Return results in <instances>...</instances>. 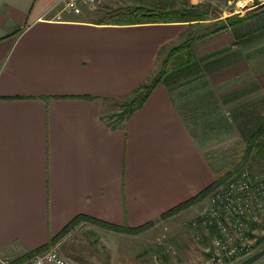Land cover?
Here are the masks:
<instances>
[{"label": "crops", "instance_id": "obj_1", "mask_svg": "<svg viewBox=\"0 0 264 264\" xmlns=\"http://www.w3.org/2000/svg\"><path fill=\"white\" fill-rule=\"evenodd\" d=\"M83 8L0 0V257L49 243L80 215L163 221L264 123V7L231 25L210 12L197 21L228 26L196 42L195 61L118 128L108 106L157 74L190 23L105 24Z\"/></svg>", "mask_w": 264, "mask_h": 264}, {"label": "rangeland", "instance_id": "obj_2", "mask_svg": "<svg viewBox=\"0 0 264 264\" xmlns=\"http://www.w3.org/2000/svg\"><path fill=\"white\" fill-rule=\"evenodd\" d=\"M133 1L137 2L140 0H105L102 4L97 6V8L84 5L83 9L90 11L92 16L98 18L103 15V12L98 11H113L116 8L131 4ZM146 1L169 3L174 7H182L186 2L191 5H199L198 3L203 2L205 8H200L201 11L206 10L213 15L222 14L225 17L237 15L239 13L244 15L246 13L253 14L255 10L264 7V0H260L261 4H255L254 0ZM198 25L199 23L197 24V22H191L190 25H188L189 32L202 33L205 28H210H203V26L200 28ZM204 25L208 26L215 24L212 22L205 23ZM127 100L128 98L119 102L116 101V103H112L108 106L107 111H109V113L107 117L110 123L114 118L111 117V115L121 112ZM234 144L235 142L226 148H230V150L221 157L225 159L215 163V165L219 167V170H217L219 175L216 180H221L217 187L226 185L239 174L235 173L231 175L229 179L227 178L228 181H225L227 180L226 177L229 176L237 163L236 161V163H231L230 165L229 162H226V159L233 162V159L235 161L239 159L242 160L243 158L241 156L243 147L238 148L236 144ZM243 170L248 171L253 180L261 179L264 177V157L258 156L257 152L254 153V155H251L250 159L247 160L246 165L243 166L241 171ZM222 179H225L224 182ZM217 187H215V189ZM208 198L209 194L192 206L179 211L177 214L168 216L166 219H163V221L157 222L139 234L115 231L94 223L89 224L88 221H86V223L82 221L79 227H74L60 241L54 243L51 247L57 245L61 254L79 264H206L208 262V249L211 245V238L206 231H194L191 227V221L197 216L199 210L208 203ZM262 234L263 232L260 231L259 235ZM51 247H49V249ZM262 248H264V246L259 250ZM253 264H264V256Z\"/></svg>", "mask_w": 264, "mask_h": 264}, {"label": "trees", "instance_id": "obj_3", "mask_svg": "<svg viewBox=\"0 0 264 264\" xmlns=\"http://www.w3.org/2000/svg\"><path fill=\"white\" fill-rule=\"evenodd\" d=\"M200 8L203 7H200L199 5H191L188 2H186L182 7H174L169 3L148 2L146 0H140L137 2L133 1L127 6L116 8L113 11L108 10L101 17L98 18V23H191L200 20L210 19L208 11H201ZM248 17L249 15H244L242 17L230 15L227 16L226 21L228 24L231 25L245 20ZM218 22L219 23L217 25H212V27H210L209 29L205 28L206 30H209L208 32H189L187 40H185L180 45L174 46L169 52V54L165 56L157 74L150 77V81H148L138 90L133 92V94L128 98V100L125 101L124 108L121 112L111 115V117H114L113 121L111 122L112 127L118 128L124 126V122L131 116V114L135 110L144 105L151 91L161 81V78L165 76L168 72L193 63V61H195V54L193 49L194 44L200 40L205 39L212 33L219 32L220 30L227 28L228 25L225 22ZM256 152L258 156L264 157V123L255 132H253L251 137L248 139L246 146H244L241 151V156L243 157L242 160H237L236 166L231 171L229 176L226 177V179H229V177L231 175H234L235 173L241 174L245 170L244 169L243 171H241L243 169V166L246 165L247 160H249L250 156L254 155V153ZM239 174L237 175V177L239 176ZM228 179H222V181H228ZM220 182L221 180H216L214 183L205 188L199 194L181 203L180 205L170 209L169 211L163 213L159 220L166 219L168 216L177 214L179 211L184 210L197 203L201 199L208 196V194H210L215 189V187L220 184ZM82 221H88L90 223H94L108 229L130 234H139L150 226H153L157 223V221H150L136 227L118 226L94 217L80 215L75 217L58 235L54 236L49 243L27 252L25 255L18 259H14L13 264H22L33 256L48 250L49 247H51L54 243L60 241L67 233H69L76 225H78Z\"/></svg>", "mask_w": 264, "mask_h": 264}, {"label": "built area", "instance_id": "obj_4", "mask_svg": "<svg viewBox=\"0 0 264 264\" xmlns=\"http://www.w3.org/2000/svg\"><path fill=\"white\" fill-rule=\"evenodd\" d=\"M65 9L80 13L84 5L96 8L105 0H62ZM194 231L211 238L206 264H239L264 246V177L253 180L248 171L214 189L208 203L191 221ZM260 231L263 232L259 235ZM14 259L0 257V264ZM22 264H79L54 245Z\"/></svg>", "mask_w": 264, "mask_h": 264}, {"label": "water", "instance_id": "obj_5", "mask_svg": "<svg viewBox=\"0 0 264 264\" xmlns=\"http://www.w3.org/2000/svg\"><path fill=\"white\" fill-rule=\"evenodd\" d=\"M254 3L255 4H261L260 0H254ZM263 256H264V248L257 251L256 253H254L250 257L246 258L245 260L241 261L239 264H253L255 261H257L258 259H260Z\"/></svg>", "mask_w": 264, "mask_h": 264}]
</instances>
